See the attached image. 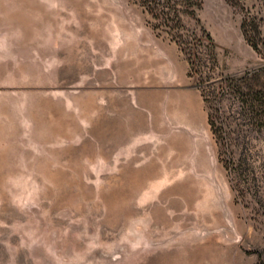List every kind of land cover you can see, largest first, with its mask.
Returning <instances> with one entry per match:
<instances>
[{
    "label": "rangeland",
    "instance_id": "1",
    "mask_svg": "<svg viewBox=\"0 0 264 264\" xmlns=\"http://www.w3.org/2000/svg\"><path fill=\"white\" fill-rule=\"evenodd\" d=\"M196 16L183 49L136 0H0V264H264V127L216 89L264 0Z\"/></svg>",
    "mask_w": 264,
    "mask_h": 264
},
{
    "label": "trees",
    "instance_id": "2",
    "mask_svg": "<svg viewBox=\"0 0 264 264\" xmlns=\"http://www.w3.org/2000/svg\"><path fill=\"white\" fill-rule=\"evenodd\" d=\"M144 8L149 11L153 18L157 19L155 27H165L171 37L175 39L184 49L183 43L186 39L181 31V28L186 27L183 16L190 15L200 23L196 16L197 9L201 6L202 0H136ZM246 19L243 21L244 33L252 42L255 48H258V43L252 37H249V30L245 28ZM164 29V28H163ZM201 31L209 39V55L213 63L216 64V44L211 33L203 26H200ZM252 36V35H251ZM254 39V40H253ZM188 59L190 60L191 70L194 69V57L198 55L190 48ZM216 89L220 93L229 94L238 102L241 114L245 117L246 124L250 126L264 127V66L247 70L243 73L231 75H223L219 79ZM218 109V108H217ZM216 115L209 113V122L211 129L220 143L228 145L226 148H231L232 141H229L227 135H223V125H218ZM235 150H231L234 153ZM230 162H235L230 160ZM243 163H232V168L235 170L237 165L242 167Z\"/></svg>",
    "mask_w": 264,
    "mask_h": 264
},
{
    "label": "crops",
    "instance_id": "3",
    "mask_svg": "<svg viewBox=\"0 0 264 264\" xmlns=\"http://www.w3.org/2000/svg\"><path fill=\"white\" fill-rule=\"evenodd\" d=\"M153 43H154V42H153ZM154 44L156 45V43H154ZM170 47H171V50H172V56H173L174 58L180 57V56H179V52H178V50L176 49V47H174V46H172V45H171ZM155 51L157 52V50H155ZM161 53H166V52H165V50L162 49L161 52H160V54H161Z\"/></svg>",
    "mask_w": 264,
    "mask_h": 264
}]
</instances>
